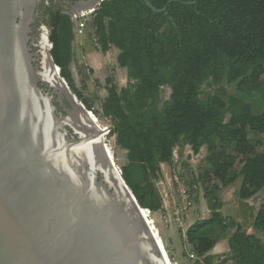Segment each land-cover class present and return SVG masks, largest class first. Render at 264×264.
Wrapping results in <instances>:
<instances>
[{
    "label": "trees",
    "instance_id": "16d2710c",
    "mask_svg": "<svg viewBox=\"0 0 264 264\" xmlns=\"http://www.w3.org/2000/svg\"><path fill=\"white\" fill-rule=\"evenodd\" d=\"M149 1L157 9L168 5L167 11L154 13L142 0H105L89 23L98 50L119 49L118 64L128 73L126 88L108 80V97L100 106L114 127L109 134L127 153L122 177L141 208L163 211L157 186L161 164L174 165L177 147L190 146L195 155L206 148L210 168L193 176L190 186L203 188L211 217L188 228L194 260L184 256L190 264H264L260 237L226 218L220 199L221 188L238 178L242 200L264 190V111L254 115L249 96L225 99L223 86L235 85L240 92L249 88L264 98V0ZM45 25L51 29V54L61 77L91 112L71 71L73 19L48 8ZM209 84L215 92L204 94ZM166 87L171 95L164 101ZM249 132L263 150L254 146ZM224 142L233 144V155L221 150ZM253 227L264 233V203ZM227 238L230 253L223 259L211 255Z\"/></svg>",
    "mask_w": 264,
    "mask_h": 264
},
{
    "label": "water",
    "instance_id": "95a60500",
    "mask_svg": "<svg viewBox=\"0 0 264 264\" xmlns=\"http://www.w3.org/2000/svg\"><path fill=\"white\" fill-rule=\"evenodd\" d=\"M103 1L79 0L67 14ZM40 2L0 0V264H170L108 152L114 127L93 121L61 77L50 27L33 51Z\"/></svg>",
    "mask_w": 264,
    "mask_h": 264
},
{
    "label": "rangeland",
    "instance_id": "374dc122",
    "mask_svg": "<svg viewBox=\"0 0 264 264\" xmlns=\"http://www.w3.org/2000/svg\"><path fill=\"white\" fill-rule=\"evenodd\" d=\"M82 21L89 23L92 20V15H90L89 19L86 17H80L78 20H73L76 27V21ZM90 20V22H89ZM76 36L75 35V43L74 48L76 46ZM95 49L100 52L93 42ZM82 43H77V46L81 47ZM75 50V49H74ZM81 51V50H80ZM79 51V53H81ZM84 52V51H83ZM101 55L96 57V60L100 63L105 61L107 63V68H102L97 74L92 70V65L90 62L85 59L86 56L81 57L79 55H74L76 60V66L72 67L71 71L74 78V84L76 88L83 92L84 98L88 100L92 105V116L95 118L96 122L99 125L104 127L113 126L110 119L103 117L101 114V102L103 101L106 92L103 87L102 79L107 76L109 80H113V82L120 86H126L128 84L125 74L119 70L116 62V54L113 51H109L107 53L100 52ZM82 54V53H81ZM80 54V55H81ZM95 60V64L97 61ZM264 80V78H263ZM225 88V95L224 98L236 96L241 99H245L249 96L251 97V105H252V113L254 115H259L264 111V98L262 94L257 91H253L251 89H244L243 92L238 91L235 85H223ZM118 87V88H119ZM120 89V88H119ZM216 87L212 84H209L203 87L204 94H213L215 92ZM171 90L169 88L163 89V99L164 101L167 100L170 96ZM249 138L259 150H263V147H260L259 138H257L252 132H249ZM105 143L107 147L112 151L114 162L116 166L121 169L127 162V153L126 151L120 149L116 145L115 137L108 134L105 139ZM221 150H224L227 154L233 155V144L229 142H224L221 144ZM191 150L189 147L187 148H177L174 153V165L171 170L167 172V179L163 176L161 179L162 181L157 183L158 189L161 192L163 197V211L150 213L146 211L148 218L152 221V225L156 228L160 239L162 240V244L164 246L165 252L169 258L170 264H190V260H194L191 258V251L188 253L185 250V245L179 243L178 247L173 246L170 244L173 230L172 227L169 225L168 215L166 206H171L173 212L179 210V216L181 215L180 222L177 221L178 225L181 227H185L195 219L203 218L202 213H207V203L203 199L204 190L202 187H191L190 183L192 181L193 176L197 175L204 170H208L210 168L209 164L206 162L207 157V150L204 148L198 155L191 154ZM239 168V166H238ZM233 176V175H232ZM173 177V178H172ZM172 179L174 186L169 187L168 182ZM241 178L236 180L237 185L234 186V189H226L222 187V196L224 197V201L226 202L227 207H225V216H233L237 220L242 221V225L245 228L246 232H253L251 230V225L253 223V218L256 216V213L248 211L245 209L244 202H241L237 198V191L240 187ZM230 190V191H229ZM196 197H199V201L196 200ZM257 202L253 203L254 206L259 205L264 200V194L255 198ZM254 200V199H253ZM255 201V200H254ZM176 209V210H175ZM255 209V208H254ZM175 210V211H174ZM197 215V216H195ZM187 216H190L186 222L183 221ZM176 217V216H175ZM176 221V220H175ZM182 233V231H181ZM232 232L229 233V235ZM179 233L177 234V236ZM264 241V234L259 233ZM190 254L189 259L185 258V254Z\"/></svg>",
    "mask_w": 264,
    "mask_h": 264
},
{
    "label": "crops",
    "instance_id": "0c3cea01",
    "mask_svg": "<svg viewBox=\"0 0 264 264\" xmlns=\"http://www.w3.org/2000/svg\"><path fill=\"white\" fill-rule=\"evenodd\" d=\"M93 28L91 25H88L84 31V34L81 35V36H76V46H75V50H74V55H79L81 57H85V59H87L90 64L92 65V70L94 72H96V74L102 70V68L106 69L107 68V63L105 61H102L101 63L99 61L96 60V57L100 56L101 53L98 52L95 47H94V44L92 43L93 42ZM82 43L80 44L81 47L77 46V43ZM81 50V51H80ZM79 51L82 53H79ZM84 51V52H83ZM111 51H113L115 54H116V62H117V66H118V71L121 70L124 74H125V77H126V80L127 82L128 81V73H127V69L125 68H121L120 65L118 64V56L120 54V50L117 49V48H112ZM81 54V55H80ZM74 61L72 62V67H75L76 66V60L75 58L73 59ZM95 60L97 61V63L95 64ZM75 65V66H74ZM108 77L105 76L103 79H102V82L103 83V87L105 90H107L108 88ZM118 86V85H117ZM128 86V84L126 86H118L120 89H123V88H126ZM107 94L105 95L104 99H106L108 97V91L106 92ZM171 95V93H170ZM170 97V96H169ZM103 99V100H104ZM189 147V149L191 150V154H193V156L195 155L193 150H192V147L190 146H186L185 148ZM177 148H180V147H177ZM176 148V149H177ZM204 148H202L201 150H203ZM207 150V149H206ZM201 152V151H200ZM199 152V153H200ZM198 155V154H196ZM207 158V157H206ZM207 162V161H206ZM173 166L171 165H168L166 163L164 164H161V173H162V177L160 178L159 182L162 181L161 179L163 178V176L167 179V172L168 170H171ZM199 173H197V175L195 176H198ZM173 178V177H172ZM168 185L169 187H173L174 186V183L172 181V179L170 178L169 182H168ZM237 185V182L235 181L233 184H230L229 186L225 187L226 189H234V186ZM241 186H242V180H241V183H240V187L238 188V191H237V198L238 200H240L241 202H244L245 205V209L247 210V213L248 211H251V212H254L256 213V216L253 218V223L251 225V230L253 232H246L245 228L243 227L242 225V221L241 220H237L235 219V217L229 215V216H225L223 212H225V207H227L226 205V202L224 201V197L222 196L223 194H221L222 192V188H221V192H220V199L223 203V208H222V213L223 215L226 217V218H232L234 219L239 225L240 227L242 228V230L246 233V234H249V235H257L260 237V239L262 240V243L264 244V241L262 239V237L259 235V233H262V232H259V231H256L254 229V222H255V219L257 217V214L260 210V207L261 205L264 203V200L259 203V205L257 206H254L253 203L257 202L255 198H257L258 196H261L262 194H264V190L261 191L260 193H258L257 195H255L253 198L251 199H248V200H242L240 198V189H241ZM229 190V191H230ZM160 191V190H159ZM161 193V192H160ZM163 198V197H162ZM204 199V197H203ZM255 201H254V200ZM205 200V199H204ZM198 201H199V197H198ZM253 202V203H252ZM255 208V209H254ZM163 209H164V205H163ZM166 209H167V215H168V222H169V225L172 227V230H173V235L171 238V241H170V244H172L173 246L175 247H178L179 246V243L182 245V243H184L185 245V250L186 252L188 253L189 251H191V247L188 245L187 243V240H186V231L188 230V228L190 226H192L194 223H196L197 221H204V220H208L210 219L211 217V213H210V210L208 209V206H207V213H202L203 215V218H199V219H195L194 221H192L191 223H189L188 221V225H186L185 227H181L182 229H180V225H178L177 221L180 222V219H181V215L179 216V210H174L175 212H173L171 206H166ZM176 216V217H175ZM197 216V215H195ZM188 219H190V216H187L185 219H183V221H187ZM176 220V221H175ZM182 231V233H181ZM233 233V231H231ZM179 233V235L177 236V234ZM232 233L230 235H228V238L232 235ZM264 234V233H263ZM227 239H224V240H220L216 246L213 248V250L210 252L211 255L217 257L218 259H223L225 256H227L229 253H230V246H229V240ZM190 255V254H189ZM194 256V255H193ZM226 264H234L233 262H228Z\"/></svg>",
    "mask_w": 264,
    "mask_h": 264
},
{
    "label": "flooded vegetation",
    "instance_id": "af4514ba",
    "mask_svg": "<svg viewBox=\"0 0 264 264\" xmlns=\"http://www.w3.org/2000/svg\"><path fill=\"white\" fill-rule=\"evenodd\" d=\"M79 0H41V2L38 4L37 7V17L35 19L34 24L32 25L33 33H32V48L34 52H37L39 50L38 48L34 47L37 45L39 37H40V29L45 25V19H46V11L48 8L53 9H61L65 13H67L71 7ZM88 1V0H86ZM58 111L62 113L63 115H66L65 113V107H69L68 103L65 101V104L61 106L60 104H57Z\"/></svg>",
    "mask_w": 264,
    "mask_h": 264
},
{
    "label": "built area",
    "instance_id": "2783aa9c",
    "mask_svg": "<svg viewBox=\"0 0 264 264\" xmlns=\"http://www.w3.org/2000/svg\"><path fill=\"white\" fill-rule=\"evenodd\" d=\"M95 11L94 10H92V11H87V12H85V13H82L78 18H80V17H86L87 16V18L89 19V17H90V15H93V13H94ZM78 18H74L73 20H78ZM89 22H90V20H89ZM88 23H86L85 21L84 22H82V21H76V27H75V35H78V36H81V35H83L84 34V31H85V29H86V27L88 26L87 25ZM99 124V123H98ZM106 127H104V129H105ZM109 133H107L106 134V136L108 135ZM191 258H194V256L193 255H191Z\"/></svg>",
    "mask_w": 264,
    "mask_h": 264
},
{
    "label": "bare ground",
    "instance_id": "6f19581e",
    "mask_svg": "<svg viewBox=\"0 0 264 264\" xmlns=\"http://www.w3.org/2000/svg\"><path fill=\"white\" fill-rule=\"evenodd\" d=\"M93 117V116H92ZM93 121L96 122L95 118L93 117ZM108 148V147H107ZM108 152L110 154V156L112 157L113 161H114V157H113V153H111L112 151L108 148ZM170 263V262H169Z\"/></svg>",
    "mask_w": 264,
    "mask_h": 264
}]
</instances>
